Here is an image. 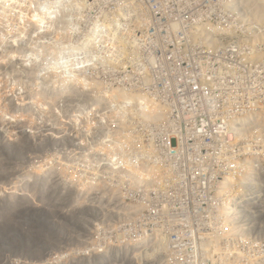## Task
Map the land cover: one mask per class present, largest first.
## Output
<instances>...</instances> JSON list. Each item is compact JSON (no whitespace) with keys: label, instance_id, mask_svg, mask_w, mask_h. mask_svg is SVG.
I'll return each instance as SVG.
<instances>
[{"label":"rangeland","instance_id":"rangeland-1","mask_svg":"<svg viewBox=\"0 0 264 264\" xmlns=\"http://www.w3.org/2000/svg\"><path fill=\"white\" fill-rule=\"evenodd\" d=\"M211 1L0 0V264H216L158 261L145 235L180 224L183 199H153L165 215L150 219L125 180L141 172L129 161L145 150L146 121L165 113L135 37L151 5L204 17ZM254 83L261 103L264 70ZM261 185L264 207V169ZM260 226L257 259L240 264H264Z\"/></svg>","mask_w":264,"mask_h":264},{"label":"built area","instance_id":"built-area-1","mask_svg":"<svg viewBox=\"0 0 264 264\" xmlns=\"http://www.w3.org/2000/svg\"><path fill=\"white\" fill-rule=\"evenodd\" d=\"M243 4L214 0L204 17L192 7L170 18L151 5L145 23L153 24L134 40L146 93L165 113L146 121L145 150L129 161L141 172L125 180L150 203V219L165 215L153 199H183L180 224H162L160 239L145 235L146 244L161 247L158 261L257 259L264 92L260 103L254 76L264 70V23Z\"/></svg>","mask_w":264,"mask_h":264},{"label":"bare ground","instance_id":"bare-ground-1","mask_svg":"<svg viewBox=\"0 0 264 264\" xmlns=\"http://www.w3.org/2000/svg\"><path fill=\"white\" fill-rule=\"evenodd\" d=\"M243 5L246 9H248L250 11L251 16L254 12V15L256 16L259 24L264 23V5H262L260 0H259V3H257V5H258L257 7H255L253 4H251L249 2H245V4H243ZM245 15L246 14L243 13L244 19H245V21H247V18L245 17ZM260 39H261V36H260ZM260 44H261V41H260Z\"/></svg>","mask_w":264,"mask_h":264},{"label":"trees","instance_id":"trees-1","mask_svg":"<svg viewBox=\"0 0 264 264\" xmlns=\"http://www.w3.org/2000/svg\"><path fill=\"white\" fill-rule=\"evenodd\" d=\"M11 207V206H10Z\"/></svg>","mask_w":264,"mask_h":264}]
</instances>
